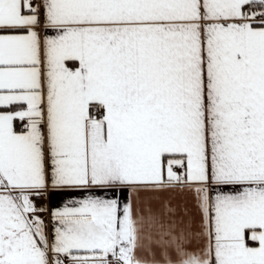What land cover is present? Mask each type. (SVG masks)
<instances>
[{"label": "snow or ice", "instance_id": "snow-or-ice-1", "mask_svg": "<svg viewBox=\"0 0 264 264\" xmlns=\"http://www.w3.org/2000/svg\"><path fill=\"white\" fill-rule=\"evenodd\" d=\"M0 264H264V0H0Z\"/></svg>", "mask_w": 264, "mask_h": 264}, {"label": "crops", "instance_id": "crops-1", "mask_svg": "<svg viewBox=\"0 0 264 264\" xmlns=\"http://www.w3.org/2000/svg\"><path fill=\"white\" fill-rule=\"evenodd\" d=\"M177 201H179V198H177ZM41 203L45 204L48 207H53V206H60L62 203V199L59 196L52 197L51 199H48V202L41 201Z\"/></svg>", "mask_w": 264, "mask_h": 264}, {"label": "built area", "instance_id": "built-area-1", "mask_svg": "<svg viewBox=\"0 0 264 264\" xmlns=\"http://www.w3.org/2000/svg\"><path fill=\"white\" fill-rule=\"evenodd\" d=\"M42 201L48 202V198H44Z\"/></svg>", "mask_w": 264, "mask_h": 264}]
</instances>
